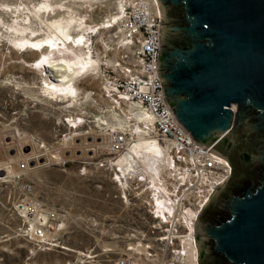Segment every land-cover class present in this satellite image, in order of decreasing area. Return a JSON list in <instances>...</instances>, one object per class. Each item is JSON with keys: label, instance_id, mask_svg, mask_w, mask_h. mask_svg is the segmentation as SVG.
Instances as JSON below:
<instances>
[{"label": "rangeland", "instance_id": "rangeland-1", "mask_svg": "<svg viewBox=\"0 0 264 264\" xmlns=\"http://www.w3.org/2000/svg\"><path fill=\"white\" fill-rule=\"evenodd\" d=\"M52 1L58 9H41L42 16H86L95 27L88 33L92 44L88 46L94 58L102 59L117 34L116 25L109 27L116 20L106 21L118 14L122 0ZM40 2L44 0H0V177L8 175L5 182L0 180V264H114L119 259L128 264H152L142 259L138 247V229L144 227L146 216L141 201L131 192L123 199L112 173L97 166L107 157L104 132L120 127L123 118L100 98V83L93 74L83 75L78 82L80 93L95 91L91 101L85 97L77 101L45 95L42 75L33 69L36 57L16 40L21 33L12 26H18L17 21L26 24L25 16L37 11ZM34 15H30L31 27L45 29ZM16 51L20 55L17 59ZM80 112L86 115L84 126L69 130L62 124L68 114ZM31 137L38 141L37 145L31 143ZM30 151L35 167L19 171V162ZM15 175H20L19 181L13 179ZM28 184L33 187L30 193L25 190ZM26 201L40 211L58 213V222L48 235L59 240V246L40 249L35 240L24 236V222L30 217L23 218L18 210ZM171 262L167 255L156 264Z\"/></svg>", "mask_w": 264, "mask_h": 264}, {"label": "water", "instance_id": "water-1", "mask_svg": "<svg viewBox=\"0 0 264 264\" xmlns=\"http://www.w3.org/2000/svg\"><path fill=\"white\" fill-rule=\"evenodd\" d=\"M156 1L170 114L231 166L196 221L198 264H264V0Z\"/></svg>", "mask_w": 264, "mask_h": 264}, {"label": "built area", "instance_id": "built-area-1", "mask_svg": "<svg viewBox=\"0 0 264 264\" xmlns=\"http://www.w3.org/2000/svg\"><path fill=\"white\" fill-rule=\"evenodd\" d=\"M117 13L116 21L109 26L117 27L115 42L105 50L95 77L100 83V98L111 104L116 115L123 118V124L104 132L107 157L97 166L112 173L123 199L127 193H134L144 207V227L138 229L142 259L156 264L170 255V264H187L189 249L197 248L195 227L200 212L231 175V166L213 146L199 145L170 114L158 72L160 14L157 1L122 0ZM95 94L89 89L85 98L91 101ZM130 105H137L138 110L145 113V120L126 114ZM86 121L85 113L80 112L68 114L62 124L74 130L84 126ZM140 136L163 148L165 163L155 181L141 169L124 175L118 168V160ZM31 143L37 145L38 141L31 137ZM32 152L19 162V171L35 167L31 165ZM7 176L4 173L0 180ZM13 179L19 181L20 175ZM25 190L32 192V185H26ZM19 207L20 216L30 217L24 222V236L35 240L40 249L59 246V240L48 235L58 222L57 212L40 211L28 201ZM114 264H128V261L119 259Z\"/></svg>", "mask_w": 264, "mask_h": 264}, {"label": "bare ground", "instance_id": "bare-ground-1", "mask_svg": "<svg viewBox=\"0 0 264 264\" xmlns=\"http://www.w3.org/2000/svg\"><path fill=\"white\" fill-rule=\"evenodd\" d=\"M40 5L39 9L37 11H31L30 15L35 14L36 18L40 20L39 22L44 24L46 28L43 29L42 27L37 30L31 27L33 22L31 16L28 15L25 16V19H28L26 24L17 21L18 26H12V28H14L16 32L21 33V35H25L26 33L25 36L20 37L21 35H19V38H15L19 44L21 43L20 46H22V48L31 50L34 55L33 58L36 57L33 62L34 64L36 63V67L33 66L34 68H32L35 70L38 69L42 75L44 85L43 92L45 95H50L52 97H72L79 101L85 97L84 95L86 93L84 90L80 93L81 88L78 86V82L82 80L80 77L83 75L87 76V74H93L95 76V72L99 70L101 65L100 63L102 62L101 58H94L92 49L88 46V43L90 46L92 45L90 41L91 38L89 39L88 33L93 32L92 30L95 27L89 23L88 19H85L86 16H79L77 18V15H72L74 13L68 17L61 16L59 18H56L57 15H52L51 18L47 19L42 16V10L45 9L47 11L50 8L51 10L53 8L55 9L53 1L44 0V2H40ZM5 6L9 7L11 5L6 4ZM18 8L16 9L19 11ZM23 9L29 10V8L26 7ZM63 10L64 9H62V11ZM13 12H16L15 9ZM76 12L75 14H77ZM18 16L19 15L16 17ZM116 18L117 15L111 16V19L106 22H111ZM39 30L42 31V33H38ZM76 30H78V33L74 34V31ZM86 48L87 50H85ZM17 51L15 53L16 59L20 56ZM138 108L139 107L137 105H130L127 108V113H125L132 117L145 120V113L138 110ZM99 146H101V144ZM53 157L54 156L52 155V158ZM164 163L165 157L163 148L157 142L141 137L122 155V157L118 160L117 165L120 172L124 175L125 173L141 169L149 174L153 181H155L160 173V170L163 169ZM160 202L161 201L159 200L158 203ZM22 209H26L25 205H23ZM197 258L198 247L190 248L187 264H198Z\"/></svg>", "mask_w": 264, "mask_h": 264}, {"label": "flooded vegetation", "instance_id": "flooded-vegetation-1", "mask_svg": "<svg viewBox=\"0 0 264 264\" xmlns=\"http://www.w3.org/2000/svg\"><path fill=\"white\" fill-rule=\"evenodd\" d=\"M222 146H224V144ZM224 153H225L226 156H228L230 158V160H231V162L233 164V168H234L232 178L230 179L229 183H227V185L232 187L233 189H236L237 191H243V186L248 182V180H246L247 178H245L242 181H240L239 183L234 185V183H235L234 180L237 177V160L226 149H224ZM246 160H247V158H245V154H244V152H242L241 153V161H242V163H244V164L248 163L249 164L250 162H247L248 160L247 161ZM251 169H254V166Z\"/></svg>", "mask_w": 264, "mask_h": 264}]
</instances>
